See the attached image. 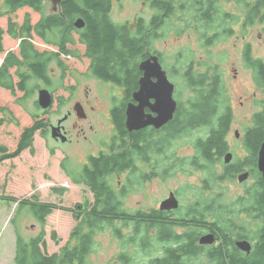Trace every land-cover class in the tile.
<instances>
[{"label": "flooded vegetation", "instance_id": "1", "mask_svg": "<svg viewBox=\"0 0 264 264\" xmlns=\"http://www.w3.org/2000/svg\"><path fill=\"white\" fill-rule=\"evenodd\" d=\"M40 6L44 15L61 18L64 12L74 13L72 39L63 42L66 48H60L61 38L51 44L32 27L31 37L17 38L18 49L23 40L34 45L36 39L45 48L35 47L39 52L63 56L65 79L70 83L50 91L53 102L60 90L77 95L70 98L72 106L55 123L48 117L44 131L55 143L77 150L83 164L89 165L90 157L118 153V165L106 175L111 189L102 192L101 199L88 185L77 183L88 187L90 200L77 205L75 218L82 219L88 212L122 222L130 234L127 241L134 245L136 239L143 243L145 228H133L129 222L149 220L145 239L152 260L169 257L176 264L199 263L205 260L208 246H219L227 260L234 250L249 256L255 249L257 231L264 227V197H257L264 186L258 169L264 143V0H42ZM40 18L37 12L32 24ZM79 19L82 23H77ZM86 48L97 52L99 59L106 56L107 61L101 65L96 56H85ZM157 64L173 84L175 110L159 127L148 124L130 131L126 126L128 105L141 104L133 94L140 90L146 71L152 73L149 83L157 82ZM89 84H96L98 92L101 86L110 92V103L100 100V95L92 96ZM153 102L154 98L146 100L145 116L157 115L151 109ZM96 120L100 125L106 122L103 133L94 124ZM193 131L199 135L186 147V154L174 156V137ZM97 136L102 145L97 144ZM226 155H230L228 162ZM185 165L200 172L219 167L226 181L257 187L246 209L251 237L233 221H225L215 201L206 203L205 180L192 185L198 189L192 193L194 201L183 205L181 190L169 189L166 183ZM243 173L248 175L239 181ZM171 197L177 200L176 207L164 204ZM133 198L137 199L134 206L130 205ZM232 222L230 230L223 229ZM106 230L118 240L125 235L123 228ZM205 234L214 235L213 244L199 242ZM238 240L250 242V253L235 245ZM77 243L74 235L70 246ZM121 260L127 258L121 255L116 262Z\"/></svg>", "mask_w": 264, "mask_h": 264}, {"label": "rangeland", "instance_id": "2", "mask_svg": "<svg viewBox=\"0 0 264 264\" xmlns=\"http://www.w3.org/2000/svg\"><path fill=\"white\" fill-rule=\"evenodd\" d=\"M16 14L14 20L18 22L22 15V10L16 12ZM4 23L5 18H0V25L3 26ZM6 39L7 37L5 36V41L3 43L4 49L3 52L0 51V61L4 56V52H18L19 40ZM33 41L37 49L40 51L45 49L39 46L36 39ZM57 70L58 69L53 64H50V78L53 85L58 82V78L61 74L58 72L59 70ZM180 82L181 81H179L178 84H180ZM65 83H70L68 77L64 79V84ZM39 85V88L46 87L50 91L53 90L52 87L45 86L43 82H39ZM89 85L92 88V96L95 94L100 95V100H104L106 104L110 103L109 99L112 98L110 92L105 91L102 86L100 87L102 89L98 92V86L96 84ZM39 88L33 92L30 100L25 105L26 107L19 105L15 101L18 97L23 95L21 92L12 96L0 89V103H3L12 111L11 116L0 111V120H3L2 124H0V141L6 144L10 150H13L16 146V141L20 132L19 127H23L34 120L30 112L35 113L37 111V113H40L43 111L41 108H36L34 106ZM58 96L60 99L57 98ZM74 97H77V95ZM74 97L73 95L70 96V92L68 93L67 91L60 90L56 92L53 105L46 112V117H50L55 123L57 119L62 117L63 113L72 106L70 98ZM10 118L15 119L18 124ZM99 122L100 120H96L94 124L97 126ZM69 123H71V121ZM100 126V132L103 133L107 124L105 121H102ZM43 134V131H37L35 133L32 151L25 149L17 157L4 160L0 163V195L15 197L18 201L22 199H27L29 201L37 199L38 202L52 203L60 207L59 209L54 208L52 212L46 216L43 225L27 208L19 211L16 216V222L12 223V219L18 207V201L7 202L5 200H0V264H15L14 258L16 253L17 233H20L28 240L38 236L40 231L44 229V235L42 237L46 244L45 248L43 247L44 253L48 256L58 253L60 248L71 241V235L81 221V219H77L75 218L76 216L73 215L77 205H80L83 200L84 202H89L90 200L88 187L86 185L83 186L73 183L62 167L63 162L66 161L65 166L71 169L73 173H78L79 168H81L84 162L82 157L79 156L80 153L71 147L55 143L50 134ZM198 135V133L195 134V131H193V134L187 133L174 137L172 146L174 156L176 154L180 156L185 155L186 147H188V145L191 146L190 144L195 142L194 139ZM97 138L98 136L96 137L97 144L102 145V142L98 141ZM162 138H164V136ZM188 153L191 155V150H189ZM178 169V173H176V171L171 177H168L166 185L169 189L181 190V201L183 205L189 206V203L194 201L192 193L198 189L192 185L198 182L199 179L201 181L205 180L206 203L211 200L215 201L217 208L220 207V216L224 217L225 221L231 220L236 226H241L248 236L251 237V219L246 209L250 206L249 199L252 192L256 191L257 187L238 186L235 182H231L230 180L226 181L222 177L219 167L215 166L209 167L208 171L205 169L204 172L194 171L191 167H187V165ZM60 188H65L66 190L63 192L55 190ZM245 195L248 197L245 198ZM136 201L137 199L135 198L131 199L130 205L134 206ZM228 210H231V212H228ZM233 222L229 223L228 226H232ZM129 223L133 225V223ZM117 225L123 228V233L125 234L120 240L114 237L111 231L109 232L106 230L111 227L105 224L93 232L91 238L92 244L85 263L149 264L152 256L149 244L146 248L145 246L142 248L137 239L135 245L134 243H129L127 239L130 237V234L126 232L124 224H122V222H117ZM138 226V228L141 227L140 225ZM222 227L226 229L225 227L227 226L223 225ZM121 255H124L127 260L125 262H122V260L116 262ZM206 262L205 258L204 261L199 263L197 261H190L189 263L206 264Z\"/></svg>", "mask_w": 264, "mask_h": 264}, {"label": "trees", "instance_id": "3", "mask_svg": "<svg viewBox=\"0 0 264 264\" xmlns=\"http://www.w3.org/2000/svg\"><path fill=\"white\" fill-rule=\"evenodd\" d=\"M41 3L42 0H0V18H5L4 25H0L1 52H3L4 49L3 43L5 41V36L7 37L6 40L10 38L9 36L14 39L22 36L31 37L32 27H34L33 30L36 34L40 33L42 36L41 38L51 44H57V40L61 38L62 45L59 46L60 48L65 46V44H63L64 41L72 39L71 27L74 13L64 12V16L61 18H59L57 14L44 15L40 6ZM20 10H22V15L17 22L14 20V16H16V12H19ZM37 12L41 14V18L37 23L32 24V21L37 19ZM96 44L97 43L95 41L92 48L95 47ZM91 49L86 48L85 51H83V54L92 58L96 56L98 64L101 65L107 61L105 60L106 56L99 59V54L91 51ZM106 55H108V53ZM65 63L66 59L59 53L53 51L39 52L30 41L23 40L19 45L18 52L9 51L3 62L0 63V89L12 96L21 92L23 95L18 97L15 101L19 105L25 106L30 100L33 92L39 88V82H43L45 86L52 87L53 90L51 91H55L56 89L63 87L66 76L64 71L67 68V63ZM50 64H53L56 68L62 70V73L58 78V82L55 85L52 84L50 78ZM101 77L105 76L102 74ZM128 78H131L130 75ZM34 106L39 108L37 101H34ZM0 111L7 115H12V111L3 103H0ZM30 115L34 120L31 123H27L23 127H19L20 132L16 141V146L13 150H10L6 144L1 143L0 141V163L4 160L17 157L25 149L32 151L33 138L37 131L40 130L43 131V135L46 134L44 131L48 119V117H46V112H30ZM10 119L14 120L15 123L18 124L15 119ZM2 122L3 120H0V124H2ZM117 160L118 153H112L110 156L107 154H101L100 157H90V164H83L76 174L65 166L66 161L63 162L62 167L73 183L88 185L95 193L96 198H100L102 197V192L111 189L106 180V175L111 173L114 167L118 165ZM208 169L209 167L206 168L207 171ZM55 190L63 192L66 189L60 188ZM254 194L255 193L252 192L251 197L254 196ZM263 195L264 186L263 192L258 194L257 197H264ZM0 200H5L7 202L18 201L15 197L2 194L0 195ZM114 204L116 205V203ZM59 207L60 206L52 203L38 202L37 199L31 201L22 199L18 201V207L14 218L12 219V223L16 222L18 212L27 208L43 225L45 223L46 216L52 212L54 208L59 209ZM117 222L118 221H114L112 219L109 220L92 216L88 212L84 213L81 221L74 230L75 233L73 232L71 235V238L76 235L78 243L72 247L70 246L71 241H69L68 244L60 248L58 253H54L49 256L44 253L43 250L46 246L45 241L42 239L44 229L40 231L38 236L28 240H26L20 233H17L14 262L15 264H85L86 257L92 244L91 238L93 236V232L96 231L97 228L102 227L104 224L114 228V231L116 232L120 229ZM149 222V220L141 222L136 221L135 224L133 222V225H131L133 228H138V225L145 228V232L141 233V236L144 239L142 245H140L142 248L144 246L146 248L148 245L145 238L148 239L149 237ZM225 228L226 229H223L230 230V226L228 225ZM224 254L225 251L221 250L219 246L206 247L204 253L207 261L206 264H227L226 261H228L229 264H264V227L257 231L255 249L249 256H244L234 250L232 256H228L229 259L227 260L224 257ZM190 255H192V249L190 250ZM149 264L176 263L172 262L169 257H166V259H151Z\"/></svg>", "mask_w": 264, "mask_h": 264}, {"label": "water", "instance_id": "4", "mask_svg": "<svg viewBox=\"0 0 264 264\" xmlns=\"http://www.w3.org/2000/svg\"><path fill=\"white\" fill-rule=\"evenodd\" d=\"M77 23H82L79 19ZM158 70L154 74L158 80L155 83H149V78L152 76L150 72L146 71L142 79V85L138 92L133 94L135 100H140L141 104L134 105L129 104L127 108L126 126L128 130H135L148 124H152L155 127L161 126L167 120L171 119L173 111L176 107V101L173 98V84L168 82L165 73L161 70L157 64ZM154 98V102L151 104V109L157 113L155 117L145 116L142 108L144 107L146 100ZM37 103L42 110H47L53 104V94L45 87L38 89ZM76 109L79 106L76 105ZM53 136H56L54 132ZM230 160V155H226L225 161ZM258 169L262 174L264 180V143L260 149L258 155ZM247 173H243L239 176V181H243L247 177ZM177 200L174 197L168 198L164 201V204L169 205V208L176 207ZM215 241L213 234L203 235L199 242L201 244H213ZM235 245L246 254L251 251V244L247 240H238Z\"/></svg>", "mask_w": 264, "mask_h": 264}, {"label": "bare ground", "instance_id": "5", "mask_svg": "<svg viewBox=\"0 0 264 264\" xmlns=\"http://www.w3.org/2000/svg\"><path fill=\"white\" fill-rule=\"evenodd\" d=\"M149 58V57H148ZM131 59V58H130ZM127 60V59H126ZM133 60V59H132ZM129 61V60H128ZM127 64V63H126ZM136 82V81H135ZM138 90V89H137ZM148 110V109H147ZM144 250V249H143Z\"/></svg>", "mask_w": 264, "mask_h": 264}]
</instances>
